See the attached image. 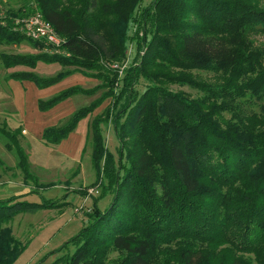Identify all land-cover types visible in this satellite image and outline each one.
<instances>
[{
  "label": "trees",
  "instance_id": "1",
  "mask_svg": "<svg viewBox=\"0 0 264 264\" xmlns=\"http://www.w3.org/2000/svg\"><path fill=\"white\" fill-rule=\"evenodd\" d=\"M32 3L5 10L0 0V46L27 40L43 52L1 53L6 70L31 69L8 78L47 89L72 71L42 77L34 70L59 64L104 79L113 98L107 114L90 125L91 186L111 203L104 210L95 204L88 224L62 246L72 243L67 264H108L113 252L119 253L113 264H264V0ZM36 14L63 39L67 54L44 52L43 42L22 33L17 21ZM131 47L124 77L104 74L103 64L123 61ZM192 71H207L215 81H196ZM142 81L143 92L137 88ZM167 84L189 85L201 95ZM94 93L71 87L38 107L47 112ZM109 94L46 128L44 143L67 140ZM109 123L117 156L105 142ZM18 134L0 127L26 182L40 187ZM44 209L48 205L16 196L0 200V264H15L29 246L15 238L14 219Z\"/></svg>",
  "mask_w": 264,
  "mask_h": 264
},
{
  "label": "rangeland",
  "instance_id": "2",
  "mask_svg": "<svg viewBox=\"0 0 264 264\" xmlns=\"http://www.w3.org/2000/svg\"><path fill=\"white\" fill-rule=\"evenodd\" d=\"M3 2L5 10H18L33 5V0ZM151 2L153 0H143L142 6H149ZM1 53L37 55L43 52L34 49L26 40L19 45L0 46ZM133 55L134 49L131 47L123 61L105 62L104 74L111 79L116 75L117 79H122L131 65ZM30 70L26 67L6 70L0 61V127L12 133L19 131V143L24 148L31 171L39 178L41 186L26 182L22 171L17 167L16 155L8 150L7 139L0 135V200L16 196L19 200L44 203L49 207L36 213L20 214L11 223L15 238L22 245H29L15 264H55L61 257L62 260L56 264H67V254L72 243L62 246L88 224V214L92 213L95 204L104 210L111 203L110 195L100 197V192L91 186L96 181V170L92 164L90 125L95 118L107 114L113 98L109 94L111 88H106L104 79L99 80L59 64L40 63L34 70L42 77H52L63 70L72 71L70 77L47 89L41 90L31 82L8 78L11 73ZM188 75L199 82L215 81L213 74L207 71H192ZM76 86L95 93L74 96L47 112L39 110V100H49ZM167 86L173 91L186 92L194 98L201 95L189 85ZM145 87L146 83L142 81L137 88L143 92ZM115 89L114 87V92ZM107 94L109 96L104 102L79 124L67 140L58 146L44 143L42 134L46 128L63 125L79 108L89 106ZM103 132L108 150L117 156L118 139L113 126L110 123L104 125ZM118 258L119 253L113 252L109 256L108 264H113Z\"/></svg>",
  "mask_w": 264,
  "mask_h": 264
},
{
  "label": "built area",
  "instance_id": "3",
  "mask_svg": "<svg viewBox=\"0 0 264 264\" xmlns=\"http://www.w3.org/2000/svg\"><path fill=\"white\" fill-rule=\"evenodd\" d=\"M17 22L22 25L20 30L28 38L44 43V52L49 54H67L62 49L63 39L59 37L53 27L45 22L39 14Z\"/></svg>",
  "mask_w": 264,
  "mask_h": 264
}]
</instances>
